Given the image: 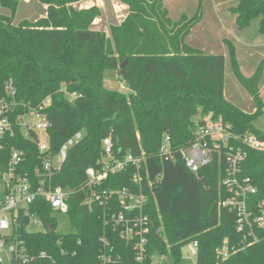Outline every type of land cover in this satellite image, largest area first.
<instances>
[{
  "label": "trees",
  "instance_id": "16d2710c",
  "mask_svg": "<svg viewBox=\"0 0 264 264\" xmlns=\"http://www.w3.org/2000/svg\"><path fill=\"white\" fill-rule=\"evenodd\" d=\"M20 1L0 0V7L14 11ZM39 1L47 5V16L36 21L25 19L16 24L11 16L0 15V96L5 94V82L12 79L22 102L37 106L51 97L48 133L53 154L76 132L83 131L84 136L68 150L66 161L50 181L69 192L68 214L76 231L58 233L50 218L51 205L37 198L30 211L49 222L53 231L23 228L22 238L30 252L46 251L52 258L34 264H101L100 240L105 234L122 257L115 264H140L132 244L104 224L101 207L86 203V169L102 158L103 139L110 134L117 153L145 151L148 156L145 169L156 182L146 187L147 210L156 226L162 223L164 227L163 236L152 234L151 253L168 254L166 264H181L183 246L197 241L196 264H264V231H259L258 242L229 259L218 257L225 238L230 243L241 240L236 214L219 206L228 191L220 184L223 170L218 162L194 173L181 157L167 162L158 156L165 134L175 147L189 144L199 113L222 117L236 135L252 132L264 140V130L255 126L264 107L259 88L263 65L246 77L233 44H229L233 72L257 107L249 113L225 97V56L207 54L185 42L202 18L201 4L194 15L183 14L174 21L164 0H122L130 14L122 24L111 27L108 37L106 32L92 29L101 15L98 7L78 9L74 4L80 0ZM231 10L237 14L240 28L260 17V31L264 32V0H239ZM107 70L120 71L119 79L128 90L106 86ZM63 88L82 96L71 101ZM1 142L5 156L13 147L25 150L21 170L34 173L41 154L32 139L16 128L15 136H6ZM245 149L243 173L257 187L250 200L258 204L264 199V151ZM133 173L129 168L112 174L104 187L137 188ZM24 221L28 223L29 218ZM144 264L152 262L149 259Z\"/></svg>",
  "mask_w": 264,
  "mask_h": 264
},
{
  "label": "built area",
  "instance_id": "2783aa9c",
  "mask_svg": "<svg viewBox=\"0 0 264 264\" xmlns=\"http://www.w3.org/2000/svg\"><path fill=\"white\" fill-rule=\"evenodd\" d=\"M5 94L0 96V264H34L41 259L52 258L46 251L30 252L22 238V229L29 228L36 213H32V204L41 198L51 205L53 212H69V192L61 186L52 185L51 178L67 159L68 150L83 138V131L70 136L60 147L57 154L51 152L49 129L52 125L48 108L51 97L48 96L37 106L18 100V90L12 79L5 82ZM62 91L75 101L82 96L78 92ZM16 128L32 139L41 154V163L34 173L22 171L26 159L25 150L13 147L8 156L4 154L6 136H15ZM246 148L264 151V140L255 133L236 135L232 125L222 117L208 113L195 116L193 138L186 146L175 147L171 136L165 134L158 148V156L167 162L178 157L186 163L188 169L198 173L200 169L216 160L223 170L220 184L228 191L221 200L220 207H226L236 214V228L241 234L238 243H230L225 238L217 250L221 260L229 259L233 254L260 240L259 231H264V199L252 204L250 196L257 193V187L250 176L243 173L247 158ZM147 154L133 152L117 153L112 134L103 139V156L97 165L86 169L85 187L89 190L86 203L98 204L102 209V219L118 236L132 244L136 262L144 264H166L168 254L151 253L149 244L152 234L163 236L162 223L156 226L148 212L149 198L146 187H152V180L145 169ZM134 169L132 182L137 187H104L105 181L112 175ZM159 181V179H157ZM29 218L25 223L24 219ZM47 230V222L42 221ZM99 259L101 264H115L121 260L115 246L105 234L101 238ZM193 246L198 247L194 241Z\"/></svg>",
  "mask_w": 264,
  "mask_h": 264
},
{
  "label": "crops",
  "instance_id": "0c3cea01",
  "mask_svg": "<svg viewBox=\"0 0 264 264\" xmlns=\"http://www.w3.org/2000/svg\"><path fill=\"white\" fill-rule=\"evenodd\" d=\"M238 1L239 0L198 1V3L202 5L203 15L201 20L185 37V42L190 46L203 50L207 54H222L225 56V97L242 110L252 113L256 111L257 107L249 91L240 83L236 75L233 74L229 44H233L240 70L246 77L253 76L259 65H263V73L259 88L260 95L264 101V32L259 30L260 35L258 40H250L247 35L242 32L243 28H240L237 24V14L231 10ZM167 2V0H164V5L168 8L169 16L174 21L179 20L183 14L189 16L194 15L199 6H193L195 7L194 11L189 12V14L183 11L180 15L173 18L171 7ZM22 3L34 5L39 8L42 7L43 10L41 9L40 13H42V11L44 12L41 18L47 16V5L41 2V6L39 0H22ZM74 6L78 9L98 7L101 10V15L94 20L92 29L106 32L108 37H111V27L122 24L130 14L128 4L124 3L122 0H80L75 3ZM29 20L36 21L38 18H31ZM122 86L125 87L124 84Z\"/></svg>",
  "mask_w": 264,
  "mask_h": 264
},
{
  "label": "rangeland",
  "instance_id": "374dc122",
  "mask_svg": "<svg viewBox=\"0 0 264 264\" xmlns=\"http://www.w3.org/2000/svg\"><path fill=\"white\" fill-rule=\"evenodd\" d=\"M167 1H168L167 2L168 5L171 7L173 18H175V16L177 15H180V13L183 11H186L189 14V12L194 11V8L196 7V5H200V3H198V1L200 2V0H167ZM205 1H208V0H205ZM41 9L42 7L40 8L35 7L34 5L25 4V3H22V1H20V3L18 4L17 8L14 11L9 8L0 7V15H9L13 18L14 23L19 24L21 21L28 19V18L29 19L41 18L44 12L42 11V13H40ZM259 30H260V17H257L252 20L251 24L248 27L243 28L242 32L247 35L248 39L258 40L259 39L258 37L260 35ZM119 73L120 71L107 70L105 84L106 86L110 88H116V89L127 91L128 89L122 86L123 83L119 79V75H120ZM234 78H235V75H234ZM197 116H205V115L199 113L198 115H196V117ZM255 126L261 130H264V114H261L256 119ZM50 218H51V221L55 224V228L58 233L66 234V233H72L76 231V227L74 225L72 217L68 213L66 214V213H61V212H52ZM34 219H36L38 222H35V221L32 222L30 227L27 228L28 231H33V232L47 231L45 226L42 223L43 219L39 215L36 214L34 216ZM196 260H197V250L193 246V244L188 243L184 245L182 248V256L180 259V263L181 264H196Z\"/></svg>",
  "mask_w": 264,
  "mask_h": 264
},
{
  "label": "water",
  "instance_id": "95a60500",
  "mask_svg": "<svg viewBox=\"0 0 264 264\" xmlns=\"http://www.w3.org/2000/svg\"><path fill=\"white\" fill-rule=\"evenodd\" d=\"M125 64H126V62H123V63L121 64V67L123 68V67L125 66ZM121 72H123V71H121ZM47 229H48L50 232L53 231V226H52L49 222H47Z\"/></svg>",
  "mask_w": 264,
  "mask_h": 264
}]
</instances>
